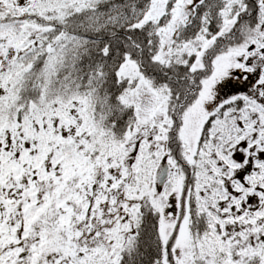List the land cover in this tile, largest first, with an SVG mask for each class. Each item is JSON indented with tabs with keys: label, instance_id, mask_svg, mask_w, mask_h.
<instances>
[{
	"label": "snow or ice",
	"instance_id": "1",
	"mask_svg": "<svg viewBox=\"0 0 264 264\" xmlns=\"http://www.w3.org/2000/svg\"><path fill=\"white\" fill-rule=\"evenodd\" d=\"M0 264H264V0H0Z\"/></svg>",
	"mask_w": 264,
	"mask_h": 264
}]
</instances>
